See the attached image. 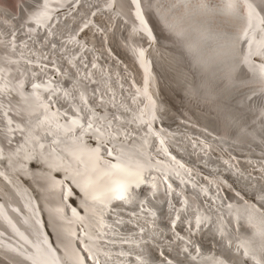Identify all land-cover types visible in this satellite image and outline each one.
Returning a JSON list of instances; mask_svg holds the SVG:
<instances>
[{"label":"bare ground","instance_id":"bare-ground-1","mask_svg":"<svg viewBox=\"0 0 264 264\" xmlns=\"http://www.w3.org/2000/svg\"><path fill=\"white\" fill-rule=\"evenodd\" d=\"M2 2L0 264H264V0Z\"/></svg>","mask_w":264,"mask_h":264},{"label":"rangeland","instance_id":"rangeland-1","mask_svg":"<svg viewBox=\"0 0 264 264\" xmlns=\"http://www.w3.org/2000/svg\"><path fill=\"white\" fill-rule=\"evenodd\" d=\"M1 2H2V0H0ZM14 2V3H13ZM2 3H4V4H6V5H8V6H11V9H12V11L13 10H15V12H17L18 10L16 9V7H18V4H16L17 3V0H3V2ZM9 3V4H8ZM11 3V4H10ZM12 6H15V7H12ZM14 12V13H15ZM15 14H17V16H19V11L17 12V13H15ZM142 32L145 34V35H147V33L146 32H144L143 30H142ZM65 38H67V39H73V34H70V33H67L66 34V36H65ZM122 44L123 45H125L126 44V41H122ZM135 50H137L138 51V48H137V46H135V45H133L132 46ZM93 65H95L94 63H92ZM181 101H182V99H181V97L180 96H177V101H176V105H174V114H175V118H174V120L176 121V125L175 124H173V127H176L178 124H180V125H184L185 123L186 124H188V125H190V127L192 126V130L193 131H196V129L197 130H202V131H205L206 133H211V132H209L206 128H204V127H202L201 125H199L198 123H197V121H196V119L193 117V116H190V115H188L186 112H185V110H184V108L182 107V103H181ZM180 109V110H179ZM185 117V118H184ZM185 120H187V121H185ZM175 121H173V123L175 122ZM177 121H178V123H177ZM182 121V122H181ZM182 123V124H181ZM196 126H195V125ZM198 126V127H197ZM195 128V129H194ZM211 134H214V133H211ZM243 154H245V155H247V154H261L262 153V151L261 150H259L258 149V147H254V150H244V151H241Z\"/></svg>","mask_w":264,"mask_h":264}]
</instances>
